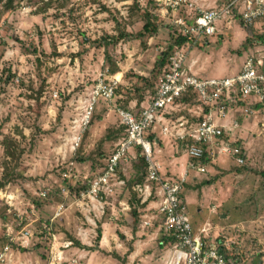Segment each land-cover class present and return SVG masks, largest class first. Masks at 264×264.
<instances>
[{
	"label": "rangeland",
	"instance_id": "rangeland-1",
	"mask_svg": "<svg viewBox=\"0 0 264 264\" xmlns=\"http://www.w3.org/2000/svg\"><path fill=\"white\" fill-rule=\"evenodd\" d=\"M187 1L211 7L227 0ZM183 9L180 7L178 13ZM143 12L151 14L150 20L157 27L151 34L141 30ZM171 19L162 0H21L8 10L0 2V181L5 171L10 175L0 188L17 190L23 202L32 203L34 208L29 215L28 227L33 232L29 243L24 248H12L16 258L11 264H49L48 239L39 237L43 233L40 224L49 222L57 204L63 205V211L50 222L49 232L60 239H69L65 236L70 235L78 242L63 252L66 259L80 254L74 264H162L159 235L141 245L124 240L120 229L128 231L126 227L132 225V207L140 215L155 212L153 207L145 209L128 186L123 189V185L108 198L112 199L111 206L90 227L94 230L91 236L87 235L88 239L91 237L90 244L77 238L78 228L88 226L71 203L73 188L82 183L84 186L79 189L85 188L87 180L101 170L121 132L113 106L123 108L129 98H143L153 91L160 53L175 39ZM258 33L264 34V19L244 25L235 20L229 29L201 40L200 47L193 46L184 65L196 56L197 64L203 68L196 74L198 77L218 78L235 73L246 53L255 48L264 52V43L253 35ZM112 66L117 71L110 74ZM104 70L119 78L120 85L111 105L102 101L94 105L87 129L75 150L70 151L67 144L63 145L69 136L68 120L78 111V98L85 96ZM258 111L250 116L247 132L240 133L244 163L239 165L228 157L222 162L217 160L216 165L204 164V172H195L200 187L194 186L187 176L181 189L189 216L198 208V217L211 223V232L215 230L212 224H216L231 236L233 256L228 264H264V111ZM4 137L14 139L13 158L3 153ZM140 173L144 175V169L136 157L128 158L117 172L124 182ZM39 190L45 191L44 197L35 195ZM198 197L204 198L197 202ZM19 207L29 214L28 205ZM122 211L129 221L117 214ZM110 214H115V218L103 245L96 241V235L98 231L101 235L100 224ZM8 222L15 231L18 229L14 214L8 213L0 200V245L5 242L3 230ZM156 223L154 220L153 225ZM146 231L149 233L150 228ZM111 235L118 237L121 245L116 246ZM138 237L142 239L144 234ZM76 248L78 253L73 255Z\"/></svg>",
	"mask_w": 264,
	"mask_h": 264
},
{
	"label": "built area",
	"instance_id": "built-area-1",
	"mask_svg": "<svg viewBox=\"0 0 264 264\" xmlns=\"http://www.w3.org/2000/svg\"><path fill=\"white\" fill-rule=\"evenodd\" d=\"M162 1L171 12L170 24L176 33L192 38L194 44L229 29L235 20L250 24L264 19V0H227L211 7L186 0ZM182 6L184 9L179 14ZM185 58V48L173 46L157 75L153 91L146 94L138 106H113L123 134L113 143L101 171L87 180L85 188L72 194L71 204L79 209L88 226L78 228L77 238L81 243L90 244L91 237L88 239V236L94 233L90 227L104 214L107 199L124 185L117 172L122 170V164L128 158L131 159L129 151L137 148L133 158L141 156L145 167L142 181L135 183L132 189L145 209L153 207L155 210L152 215L141 214L138 228L140 231L152 228L155 220L156 233L172 237L173 241L161 250L162 264L229 263L227 254L234 246L231 236L223 231L211 232L212 227L208 224L192 230L181 196L184 177L167 178L159 173L153 159L155 143L146 137V133L157 124L161 135L179 142L188 158L189 170L203 172L202 161L206 154L225 155L242 164L244 159L235 145L237 138L230 139L240 124L237 119L229 122L225 119L232 106L237 107L240 116L246 117L255 113L257 104L264 102V52L255 48L246 53L238 71L218 78L198 77L191 71L190 64L184 65ZM118 84L119 78L107 75L104 70L96 76L85 96L78 98L75 106L78 111L68 120L69 136L63 143L67 144L68 150L74 151L77 147L88 127L94 105L98 101L110 104ZM181 110L186 112L169 117L171 112ZM35 195L44 197L45 191L39 190ZM0 200L7 206L8 213L14 214L19 225L16 231L11 222L4 225L5 242L0 245V264H11L16 258L12 248H24L29 243L33 233L28 227L29 215L34 208L32 203L23 202L17 190L7 191V186L0 188ZM19 205H28L29 214L20 210ZM62 211L63 205L57 204L49 222L40 224L44 233L39 237L48 239L49 264L61 261L74 264L81 257L76 254L66 259L63 252L73 245L72 241L49 232L50 222ZM77 251L76 248L72 254Z\"/></svg>",
	"mask_w": 264,
	"mask_h": 264
},
{
	"label": "crops",
	"instance_id": "crops-1",
	"mask_svg": "<svg viewBox=\"0 0 264 264\" xmlns=\"http://www.w3.org/2000/svg\"><path fill=\"white\" fill-rule=\"evenodd\" d=\"M193 46L200 47L201 44H200V42H198V43L196 42L195 44H193L191 46L186 45V48H187L186 49V58H187L188 51L191 50ZM197 61H198V57L191 56L189 59H187L186 65L190 64L191 71L193 73H195V74H200V72H201V70L203 68H202V65L200 63L197 64ZM119 85H120V82H119L118 86ZM142 99L138 101L136 99V97H131V98L128 99L127 104L124 107L138 106L139 102L140 101H143ZM255 108H256L255 113L249 114L246 117H242V116L239 115V112H238L237 107H235V106H232L231 107V109L228 111L229 114L226 117L225 121L229 122L232 119H237V121H238V123L240 125H239L238 128L235 129V131L233 132V134L230 136V139H233L234 137L237 138V139H242V136H240V133L241 132H243V133H246L247 132L246 129H245V127H247V124H248L249 120L251 119L250 116H253V115L257 114L259 112L258 110H260V109L262 111H264V102L263 103H260V104H257ZM110 111H111V109H109L105 115L108 116L110 114ZM173 114L176 115V114H182V113H180V111H178V112H174L173 111V112L170 113L169 117H171V118L174 117ZM146 137L149 140H151V141H153L155 143V145L153 146L154 147V149H153L154 150L153 151V159L156 162V164L158 165L159 173L163 177H167V178H177V177L183 176L184 177V181H183V184L182 185H184V184H186L185 181L187 180L186 177L188 176L189 177L188 180L191 181V183L194 184V186H198L199 185L198 187H200L201 183L199 184L197 182V179H196V176H195V172H199V171L198 170H189L187 168L188 158L184 154V152L182 150V146H181V144L179 142L174 141L172 139H169L166 136L161 135L160 132H159V126L157 124H155L153 126V128H151V129H149L147 131ZM177 147L178 148L180 147V149H178ZM243 149L245 150L244 146H243ZM136 151H137V148H132L129 151L130 158H133V156L135 155ZM178 151L180 152V154H179ZM225 158H228V157L225 156V155L210 156L209 154H206V158L202 162L205 165L208 164V163L209 164L211 163L212 165H216L218 163L217 160H220V162H222V160L225 159ZM204 171H205V169H204ZM239 177H240V175H238V178ZM203 198L204 197H202L201 200ZM199 199H200V197H198V200H196V201L197 202L201 201ZM111 200H108L107 201V205L105 206V208L107 206H111V203H112ZM119 203H121V205L123 204L122 201H119ZM111 209H112V207H111ZM122 210H124V207H122ZM199 210L200 209L195 208V214H193L192 216H189L188 215L189 216V219H190V224H191V227H192V230L193 231H196L197 229H199L204 224H208V225L211 226V223L209 224L207 221H202V219L200 217H198ZM210 211L211 212L214 211L213 207H212V209H210ZM117 214L119 216L121 214L124 215V219L126 221H129L125 217V215H127L126 212H123L122 211V212H118ZM152 214H154V211L151 210L150 211V215H152ZM223 215L226 216L225 213ZM102 216L103 215H101L98 218V220L101 219ZM114 218H115V214H110V216H108V220L107 219L106 220L104 219L101 222L100 225L102 227V231L100 230V232H101V235L99 236L100 244H103L104 245L106 243V241H107V235H108V230L111 227V225L113 224V222H112L113 220L112 219H114ZM154 225L156 227L157 224H154ZM154 225H153L152 229L150 228L149 233H147V231L146 232L140 231L139 228H138V224H136V226H135L134 229L131 228V226H128V227H126V228H129V230L127 229L128 231H126L124 229H120V230L122 231V233L124 235V240H126V241H132V243L134 245L136 243L137 244L139 243V245H141V244H143L145 242H148L149 243L151 241L149 239H152L153 237H155V239H156L157 235H159V233H156V229H155ZM212 225L215 227V230L222 231V229L218 225H216V224H212ZM143 234H144V237L142 239L144 241H141L142 239H140V237H138V236H141ZM120 237H121V235H120ZM111 238L112 239H115L114 242H115V245L116 246L121 245V242H119L118 237L117 238H114L113 235H111Z\"/></svg>",
	"mask_w": 264,
	"mask_h": 264
},
{
	"label": "trees",
	"instance_id": "trees-1",
	"mask_svg": "<svg viewBox=\"0 0 264 264\" xmlns=\"http://www.w3.org/2000/svg\"><path fill=\"white\" fill-rule=\"evenodd\" d=\"M21 0H0V2H2V7H3V9L4 10H8V9H11L15 4H17V3H19ZM143 17H144V22H143V24H142V26H141V30L143 31V33H146V34H151V33H153L154 31H156V25L150 20V17H151V14H149V13H147V12H143ZM239 23L241 24V25H244V23L243 22H241V21H239ZM173 29H174V27H173ZM174 31V33H175V39H174V42H173V44H169V45H167L166 46V49L164 50V51H162L161 53H160V56H159V60H158V62H157V64H156V66H157V71L156 72H160V70H161V68H162V66L164 65V62H165V60H166V57H167V55L169 54V52H170V50L173 48V46H183L184 48H185V50L187 49L186 48V45H188V46H191V45H193L194 43H192V38H189V37H184V36H180L179 34H177L176 33V31H175V29L173 30ZM254 35V38L256 39V40H259V41H261L262 43H264V38H263V36H264V34H253ZM117 71V68H115V66H112L110 69H109V73L110 74H113V73H115ZM159 74V73H158ZM157 74V75H158ZM157 78V77H156ZM152 92V91H151ZM138 101L139 100H141L142 98H140V97H138V98H136ZM194 102V101H193ZM121 126V125H120ZM122 129V130H121ZM111 131H114V130H111ZM120 131L121 132H119L120 134H119V136L118 137H120L122 134H123V127L121 126V128H120ZM118 137H115V139H117ZM1 143H2V149H3V153H4V155L5 156H7V157H9V158H13L14 157V151H15V148H13V146H12V144L14 143V139L13 138H11V137H4L3 138V140L1 141ZM235 145L239 148V155L240 156H242L243 157V159H244V156H245V150L243 149V146H242V144H241V140L240 139H237L236 140V143H235ZM205 153V152H204ZM204 156H205V154H204ZM136 158H137V163H138V165L140 166V168L141 169H144V161H143V158L141 157V156H139V155H137L136 156ZM205 158H203V160H204ZM244 163V162H243ZM242 163V164H243ZM242 164H239V165H242ZM104 165V164H103ZM102 168H103V166H102ZM101 168V169H102ZM5 169H6V165L4 166V168H3V171H5ZM247 169H249V167L247 168ZM101 171V170H100ZM99 171V172H100ZM97 174V173H96ZM9 178H10V175H9V171H5V173L3 174V176H2V179H1V181H0V185H2L4 182H6L7 180H9ZM142 179H143V173H140L138 176H136L134 179H132V180H126L125 179V182H124V186H123V189H125V187L126 186H128L133 192H134V190L132 189V187H133V185L135 184V183H139V182H141L142 181ZM65 180V183H66V185L68 186V187H70V189L72 188L71 186H70V184H69V182H67L66 181V179H64ZM68 181H70L69 179H68ZM76 183V182H75ZM74 183V184H75ZM74 184H72V186L74 185ZM84 186V183H82L81 184V186L80 187H77V188H73V190L74 191H76V189H79V188H81V187H83ZM134 194H135V197L137 198V196H136V193L134 192ZM137 201L139 202V199L137 198ZM130 212H129V216L131 217V219H132V225H131V228H135V226H136V224H137V221H139V218H140V214H139V212H138V210L137 211H135V208L134 207H132L130 210H129ZM43 233H44V231H43ZM42 233V234H43ZM42 234H41V236H42ZM63 235V234H62ZM99 231L97 232V235H96V241L97 240H99ZM64 236H65V234H64ZM65 237H67V238H69V239H72V237L70 236V235H67V236H65ZM158 238H159V240H158V248L159 249H163L168 243H170V242H172L173 240H172V237L170 236V235H163V234H159V236H158ZM157 238V239H158ZM72 243L73 244H75V245H78V242H76L75 240H73L72 239ZM233 256V253H230V254H227V258L230 260L231 259V257Z\"/></svg>",
	"mask_w": 264,
	"mask_h": 264
},
{
	"label": "water",
	"instance_id": "water-1",
	"mask_svg": "<svg viewBox=\"0 0 264 264\" xmlns=\"http://www.w3.org/2000/svg\"><path fill=\"white\" fill-rule=\"evenodd\" d=\"M97 247V246H96Z\"/></svg>",
	"mask_w": 264,
	"mask_h": 264
}]
</instances>
